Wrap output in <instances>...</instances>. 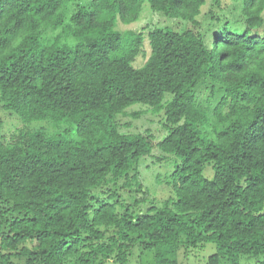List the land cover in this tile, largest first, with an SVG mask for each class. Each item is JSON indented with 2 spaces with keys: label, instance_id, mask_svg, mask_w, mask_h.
<instances>
[{
  "label": "trees",
  "instance_id": "16d2710c",
  "mask_svg": "<svg viewBox=\"0 0 264 264\" xmlns=\"http://www.w3.org/2000/svg\"><path fill=\"white\" fill-rule=\"evenodd\" d=\"M82 1L0 0V104L24 124L75 128L74 139L0 135V264H129L136 247L179 264L209 244V264H264V34L253 33L264 0H242L244 29L227 23L210 46L189 29L149 31L141 68L145 35L118 26L146 3L198 26L208 0ZM202 90L215 106L200 104ZM138 104L164 113L157 148L177 160L175 197L140 214L112 202L120 189L143 193L139 167L155 149L151 135L119 131L116 118ZM104 188L111 201L92 195Z\"/></svg>",
  "mask_w": 264,
  "mask_h": 264
},
{
  "label": "rangeland",
  "instance_id": "374dc122",
  "mask_svg": "<svg viewBox=\"0 0 264 264\" xmlns=\"http://www.w3.org/2000/svg\"><path fill=\"white\" fill-rule=\"evenodd\" d=\"M90 0H83L82 4H86ZM220 6L214 5L212 0L202 8V15L199 17L200 25L192 26L190 23L182 19H170L151 10L148 3L144 5V9L140 20L131 25L120 24L118 30L122 33L127 31L141 32L145 35V43L143 53L136 59L134 66L141 68L145 65L151 55V47L148 40V33L156 28L171 29L177 32L193 30L199 33L205 40L207 46H210L214 40V36H222V28L227 24H231L233 28L243 30L242 0L229 1L221 0ZM78 4L74 3L69 9V16L72 14ZM213 12V14H211ZM212 15H214L212 17ZM253 33L264 34V30L253 31ZM61 34V30L56 32H48L44 34L42 42L46 45L52 44L56 37ZM73 40V39H72ZM70 40V41H72ZM73 43V42H71ZM200 104L205 107H213L216 101L210 98L209 91L202 90L198 93ZM119 131L124 134L141 133L148 134L153 137L155 149L153 153L141 161L139 167V182L143 189V193L138 192V186L133 187L134 192L120 189L118 194L113 196L112 202L118 201L125 206H130L136 214L147 213L152 207L161 206L165 201L175 197L171 187L168 186L169 177L174 171L177 160L173 156L163 154L157 145L162 142L168 135L165 129L164 113H154L147 106L134 105L126 110V112L116 118ZM42 130L50 135L61 134L66 139L75 138V128L71 127L70 132L65 133V129H56L53 124L47 121H38L34 123L24 124L20 118L11 111L4 110L0 104V135L9 137L10 134L18 130ZM9 142V139L7 140ZM208 178L213 176L212 166H208L206 170ZM109 188H104L93 192L92 195L98 200H110ZM111 201V200H110ZM107 202V201H106ZM120 212H124L119 208ZM216 253V246L209 244L204 248L192 249L189 252L181 251L179 254V264H209V259ZM17 264H25L24 258H16ZM255 260L248 261L243 259L240 264H255ZM106 264H117L109 261ZM129 264H155L154 255L151 251H142L140 247H136L133 251Z\"/></svg>",
  "mask_w": 264,
  "mask_h": 264
}]
</instances>
